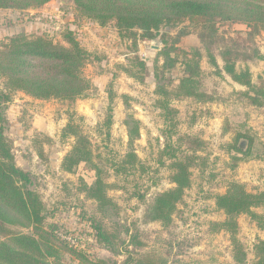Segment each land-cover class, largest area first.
<instances>
[{
    "label": "rangeland",
    "instance_id": "1",
    "mask_svg": "<svg viewBox=\"0 0 264 264\" xmlns=\"http://www.w3.org/2000/svg\"><path fill=\"white\" fill-rule=\"evenodd\" d=\"M183 25L187 23L168 33L163 28L155 38L145 39L139 36L141 32L136 36L120 34L114 22L100 26L77 11L73 0H53L37 8H0V44L25 34L48 36L67 45L65 36L74 31L88 52L83 76L94 86L85 98L40 99L9 89L6 79L0 77V93L10 95L8 101L0 97V127L4 125L17 165L30 173L31 187L45 204V224H56L62 239L92 257L124 264L129 256L136 258L155 249L167 264L208 260L212 264H254L264 228L249 214L238 216L234 235L214 230L212 224L226 218L216 200L232 182L251 192L264 191V106L244 96L250 88L226 72L223 56L224 49L233 45L227 40L247 35L249 28L220 21L216 28L225 39L213 44L190 27L176 42ZM171 45L180 50L172 53L179 55V62L166 73L173 80L170 88L183 75L186 58L199 50L202 80L215 99L202 102L173 95L169 98L171 114L160 107L163 97L156 92L157 67L164 63L161 52ZM246 46L234 51L233 60L238 71L249 70L253 85L260 86L264 82V27ZM137 56L146 63V71L135 61ZM127 115L140 121V136L132 145L138 161L134 167L124 168L121 162L130 149ZM70 123L89 138L94 161L109 183L112 204L104 211L88 195L87 187L97 178L96 169L84 162L73 172L62 167L75 142L73 134L66 132ZM237 137V146L246 141L243 151L249 150V155L228 150ZM198 138L204 145L196 152L198 158L190 167L191 184L171 222L148 219L146 212L155 196L175 187L173 163L193 154L190 141ZM231 155L242 159L235 163ZM254 210L264 214V205ZM97 226L109 237L110 246L99 241ZM235 239L240 245H235ZM239 246L243 262L237 260ZM64 248L62 245L60 259L49 258L48 264H78Z\"/></svg>",
    "mask_w": 264,
    "mask_h": 264
},
{
    "label": "trees",
    "instance_id": "2",
    "mask_svg": "<svg viewBox=\"0 0 264 264\" xmlns=\"http://www.w3.org/2000/svg\"><path fill=\"white\" fill-rule=\"evenodd\" d=\"M51 1L53 0H0V8H37ZM73 2L77 11L96 21L100 26L114 22L120 34L136 36L141 32L139 36L145 39L155 38L163 28L168 33L170 29L187 23L179 30V35L175 38L176 42L180 41L181 36L189 33L186 28L192 27L199 30L201 38H208L214 44L224 38L218 35L216 28L220 21L246 24L249 28L247 35H239L227 40L233 45H228L223 52L225 70L234 81L250 88V91L244 93L248 100L255 105L264 106V82L260 86H254L250 71H238L233 60L234 51L240 52V49L247 48V41L264 27V0H73ZM75 34L74 31L67 32L65 36L67 45L55 42L44 35L17 34L8 38L0 44V77L6 79L9 89L22 90L40 99L75 100L90 96L94 86L83 76L88 52ZM179 50L180 48L175 45L165 47L161 52L164 63L161 67H157L156 92L163 97L158 104L167 111V114L173 111L169 99L173 95L195 98L202 102L215 99L205 89L202 80L203 71L200 64L202 54L199 50H195L190 58H186L183 75L178 83H174L170 88L173 80L167 77L166 73H171L179 62V55L172 54ZM183 53L188 54L184 51ZM135 61L139 62L138 65L143 71H146V63L139 56ZM127 70L131 73V68ZM0 97L10 100V95L4 92L0 93ZM125 125L130 149L121 165L128 168L134 167L138 161V155L132 145L140 136V121L133 115H127ZM67 131L73 134L75 142L64 157L62 167L68 172H73L84 162L96 169L97 178L90 187H87L88 195L95 199L100 210L104 211L112 204V199L107 193L109 183L105 181L102 170L94 161L91 142L78 128L76 129L73 123L68 125ZM237 141L238 137L234 142L229 143L228 150L249 155V150L243 151L246 148V141H241L239 146ZM190 142L193 154L187 156L185 160H177L173 163L176 169L172 177L175 187L155 196L146 212L148 219L165 224L171 222L185 189L191 184L190 167L198 158L196 152L204 145V141L200 138ZM39 154L43 155V152L39 151ZM231 157L236 160L235 163L242 159L238 155ZM31 183L30 173L17 165L10 139L4 133V125H2L0 127V264H48L49 258L60 259L62 245L79 260L78 264H114L105 258L92 257L81 247L71 245L67 239H62L56 224L46 225L45 204L39 193L31 187ZM216 204L224 211L226 218L224 221H214L212 223L214 230L224 229L234 235L238 228L237 218L241 214H249L260 228H264V214L254 210L264 205V191L251 192L245 185L235 181L229 185L225 193L217 196ZM97 227L99 241H105V244L110 246L109 237L101 226ZM20 228H28L31 231L24 232L19 230ZM234 241L235 245L239 244L236 239ZM256 249L258 260L254 264H264V240L257 244ZM237 251V260L243 262L242 247L239 246ZM240 253L242 256H239ZM211 262L212 260L183 261L182 264H212ZM124 264H167V261L157 250L150 249L139 257L129 256Z\"/></svg>",
    "mask_w": 264,
    "mask_h": 264
}]
</instances>
